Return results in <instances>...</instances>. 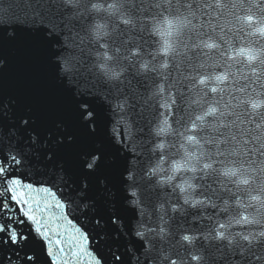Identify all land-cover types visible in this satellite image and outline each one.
<instances>
[{"label": "clouds", "instance_id": "clouds-1", "mask_svg": "<svg viewBox=\"0 0 264 264\" xmlns=\"http://www.w3.org/2000/svg\"><path fill=\"white\" fill-rule=\"evenodd\" d=\"M36 14L78 22L83 70L149 117L150 158L125 178L150 264H264V0H42Z\"/></svg>", "mask_w": 264, "mask_h": 264}, {"label": "water", "instance_id": "water-1", "mask_svg": "<svg viewBox=\"0 0 264 264\" xmlns=\"http://www.w3.org/2000/svg\"><path fill=\"white\" fill-rule=\"evenodd\" d=\"M41 2L0 0V161L9 166L0 178V204L11 195L5 181L48 187L61 195L67 219L88 237L92 255L84 264H150L144 243L133 234L138 209L130 203L131 185L125 178L130 171L142 173L150 158L149 117L138 107L125 113L112 103L114 93L83 70L88 55L74 38L81 25L68 24L62 14L37 16ZM82 106L91 112V121L82 119ZM25 119L29 124L22 126ZM33 135L39 141L35 145ZM85 153L99 157L94 172L83 167ZM12 155L19 164L10 163ZM60 170L66 188L57 182ZM101 181L111 191L110 198L99 195ZM82 182L88 184L95 211L76 201ZM141 196L154 199L147 191ZM8 205L0 223L12 224L28 239L5 244L7 233H0V264H63L65 257L50 255L47 243L36 239L34 225L20 207L10 199Z\"/></svg>", "mask_w": 264, "mask_h": 264}, {"label": "snow or ice", "instance_id": "snow-or-ice-1", "mask_svg": "<svg viewBox=\"0 0 264 264\" xmlns=\"http://www.w3.org/2000/svg\"><path fill=\"white\" fill-rule=\"evenodd\" d=\"M81 115L85 122L92 119V114L86 106H82ZM28 124V120L22 121V126ZM30 140L33 145L39 142L38 137L35 135L31 136ZM48 158L51 159V156ZM98 159L99 157L93 154H83L82 162L85 171L94 172ZM10 163L19 164L20 161L17 160L15 155H12ZM8 171L9 166L0 161V178L5 177ZM5 182L8 185L6 191L11 193L8 199L19 206L25 220L34 225L36 239L47 243L50 255L65 257L63 264H84L85 258L91 257L92 254L87 251L88 237L64 215L65 204L62 203V197L58 192L52 191L48 187L34 188L31 185L22 184L18 179ZM57 182L61 187H68L63 170L59 171ZM101 189H103L99 194L101 197H111V191L107 190L103 181H101ZM75 195L78 203L83 204L86 208H91L93 211L96 210V202L88 199V184L86 182L81 183ZM8 199L0 204V213L9 210ZM8 219H12V217H8ZM25 220L17 219L15 222L23 224ZM96 222L98 225L101 224L99 219ZM61 229L65 231L62 232ZM0 233H7V238L3 241L5 244L9 242L19 244L28 239L22 233H18L12 224L4 225L0 223ZM28 259L32 260L33 257L30 256ZM53 264H58V261H54ZM89 264H91V261ZM95 264H100V262L97 260Z\"/></svg>", "mask_w": 264, "mask_h": 264}]
</instances>
